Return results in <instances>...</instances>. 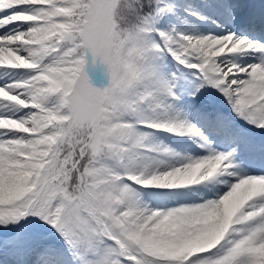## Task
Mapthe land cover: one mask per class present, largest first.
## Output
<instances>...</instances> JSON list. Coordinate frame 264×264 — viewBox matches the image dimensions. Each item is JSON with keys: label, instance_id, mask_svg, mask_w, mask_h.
<instances>
[{"label": "snow or ice", "instance_id": "6c2138e0", "mask_svg": "<svg viewBox=\"0 0 264 264\" xmlns=\"http://www.w3.org/2000/svg\"><path fill=\"white\" fill-rule=\"evenodd\" d=\"M0 264H264V0H0Z\"/></svg>", "mask_w": 264, "mask_h": 264}, {"label": "bare ground", "instance_id": "6f19581e", "mask_svg": "<svg viewBox=\"0 0 264 264\" xmlns=\"http://www.w3.org/2000/svg\"><path fill=\"white\" fill-rule=\"evenodd\" d=\"M95 82L97 83V85H99L101 82V76H100V70L99 69L96 70V81Z\"/></svg>", "mask_w": 264, "mask_h": 264}]
</instances>
